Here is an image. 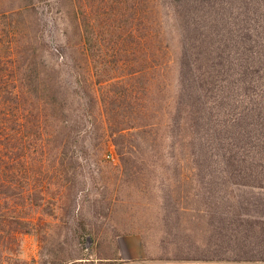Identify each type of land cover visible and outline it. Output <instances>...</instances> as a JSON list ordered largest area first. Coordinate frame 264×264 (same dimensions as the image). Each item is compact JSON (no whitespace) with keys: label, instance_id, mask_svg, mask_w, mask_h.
I'll return each mask as SVG.
<instances>
[{"label":"trees","instance_id":"1","mask_svg":"<svg viewBox=\"0 0 264 264\" xmlns=\"http://www.w3.org/2000/svg\"><path fill=\"white\" fill-rule=\"evenodd\" d=\"M234 1L248 18L259 8L251 6L254 0L80 1L82 40L80 56L69 63L75 72L70 86L41 69L36 53L43 40L21 36L19 25L7 41L0 39V247L19 242L18 235L32 232L36 222L33 214H21L23 187L40 180L27 164L52 159L57 171L49 181L57 177L60 197L73 200L79 193L87 177L77 170L93 158L86 128L96 127L100 108V125L113 139L123 176L139 172L148 156L155 170L175 172L176 188L160 206L171 208L162 236L172 245L167 253L207 264H264V214L242 212L244 195L239 205L234 202V213L217 214V205L228 199L217 188L220 181L264 188V106L256 103H264V66L256 70L259 76L231 66L248 60L232 48L241 30L231 23ZM173 29L181 48L178 89L168 102ZM258 56L264 61V54ZM71 101L73 119L67 113Z\"/></svg>","mask_w":264,"mask_h":264},{"label":"rangeland","instance_id":"2","mask_svg":"<svg viewBox=\"0 0 264 264\" xmlns=\"http://www.w3.org/2000/svg\"><path fill=\"white\" fill-rule=\"evenodd\" d=\"M80 1L87 3V0H0V39L7 41L8 31L19 25L21 36H33L34 39L43 40L40 43L42 47L36 53V59L42 63L41 69L59 80L63 79L65 86H70L74 77L70 75L72 69L69 63L74 64L80 56L82 40L81 18L78 12ZM113 1L115 0H110ZM236 4L234 1L231 23L236 25L235 32L239 26L241 30L232 41V48L237 51L238 57L246 55L248 60L243 67H240L237 61L231 66L235 72L244 69L253 71L250 75H262V71L256 70H261L264 66L262 56H258L264 54V0H254L250 3L254 8L259 7L251 14L252 18L239 13ZM247 25H252L249 29H255L248 30V27H244ZM168 37L171 40V62L167 75L170 79L167 87L169 102L178 89L177 57L181 41L179 32L174 29L168 33ZM57 53H66V56L58 57ZM129 57L135 58V55ZM231 58L233 56L230 55L229 59ZM63 59L64 62L61 63ZM74 73L72 70V74ZM242 78L243 75L240 76V79ZM257 80L260 82L259 78ZM94 81L98 82L96 79L93 83ZM262 84L261 87L264 88L263 80ZM247 85V92H254L256 87ZM62 91L61 95L65 94V89ZM66 93L64 97L69 101L68 91ZM68 103L67 113L73 119L74 111L71 107L74 105L72 101ZM256 103L264 106L263 102ZM243 105L249 106L247 99ZM100 112V108H97L94 116L99 119L101 128L97 127L98 124L95 127L91 123L90 127L86 128L88 131L85 135L93 158L77 170L83 171L87 178L80 183L79 193L73 200H70L68 195L60 197L57 193L59 184L56 176L49 181L50 176L57 171V165L54 161L51 162L52 159L49 158L41 165L27 164L30 169H37L40 180L34 181V184L27 183L25 190L23 187V192L26 191L27 194V204L21 214H33L36 222L31 226L32 232L18 235L19 242L13 241L6 248L0 247V258L3 260L2 263L0 259V264H207L204 261L185 259V254L181 252L169 254L166 251L167 246L172 245L165 243L162 236L167 228L166 212L171 208L167 211V208L160 209V206L165 205L163 196L169 200L173 188H176V178H172L174 171L155 170L151 162L152 157L148 156L147 159L150 160L139 172L129 177L123 176L120 156L113 139L100 125V120L104 117ZM99 158L107 159V162H102ZM217 185L220 193H225L228 198L224 204H221L222 198H219L221 205H217L218 215L223 211L234 213V202L238 200L239 205L241 195H244V205L241 203L239 208L242 212L249 213L251 217L264 214V188L224 186L221 181ZM12 205L15 207L17 204ZM83 222L86 229L82 226ZM135 234L143 238L145 250L141 255L124 257L118 244L120 246L124 237ZM214 264L235 263L216 261Z\"/></svg>","mask_w":264,"mask_h":264},{"label":"crops","instance_id":"3","mask_svg":"<svg viewBox=\"0 0 264 264\" xmlns=\"http://www.w3.org/2000/svg\"><path fill=\"white\" fill-rule=\"evenodd\" d=\"M120 250L124 257L141 255L145 250L143 238L139 234L124 237L120 241Z\"/></svg>","mask_w":264,"mask_h":264}]
</instances>
